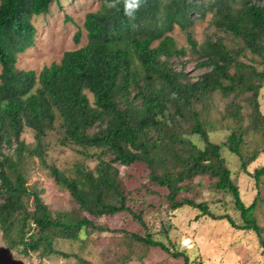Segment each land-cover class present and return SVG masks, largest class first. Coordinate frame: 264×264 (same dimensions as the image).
<instances>
[{
	"label": "trees",
	"instance_id": "16d2710c",
	"mask_svg": "<svg viewBox=\"0 0 264 264\" xmlns=\"http://www.w3.org/2000/svg\"><path fill=\"white\" fill-rule=\"evenodd\" d=\"M58 1L0 0V229L7 251L41 258L76 256L80 264H96L57 248V242L85 246L109 231L115 247L106 264L142 261L154 247L171 252L150 232L111 228L101 221L124 212L146 226L145 208H133L143 187L147 195L161 192L168 210L191 206L201 211L197 218L227 219L237 230L255 231L264 247V226L256 215L260 192L246 205L222 155L224 147L237 154L242 169L260 184L264 166L254 173L247 166L264 153L259 104L264 0H141L134 19L125 15L124 0H101L99 9L86 15V45L66 51L60 62L39 73L18 68L19 55L36 41L34 18ZM209 12L215 38L199 43L191 27ZM175 26L187 32L189 49L177 45L171 34ZM82 34L76 33V42ZM189 52L197 67L206 69L197 78L173 60ZM249 53L258 56L259 66L255 59L245 60ZM217 94L231 99L219 118L214 113ZM27 128L34 143L22 138ZM224 128L230 131L226 139L212 141L210 131ZM251 134L252 153L245 151ZM48 140L98 162L94 168L77 162L68 173L47 162L53 145ZM33 158L69 191L71 209L53 210L29 183ZM120 166L145 173L148 182L128 189ZM206 177L210 189L232 195L242 224L191 196L201 193Z\"/></svg>",
	"mask_w": 264,
	"mask_h": 264
},
{
	"label": "rangeland",
	"instance_id": "374dc122",
	"mask_svg": "<svg viewBox=\"0 0 264 264\" xmlns=\"http://www.w3.org/2000/svg\"><path fill=\"white\" fill-rule=\"evenodd\" d=\"M100 4L101 0H59L51 5L50 12L36 16L34 18L37 27L35 44L19 55L18 68L33 69L39 73L43 67L51 65L53 62H60L66 51L76 50L86 45L88 42L87 31L84 27L86 15L89 12L97 11ZM79 30H82L83 34L78 43L75 35ZM191 30L199 43H203L208 36L215 38L216 27L213 24L212 12H209L205 18L198 19L192 25ZM171 34L179 47L189 49L186 31L175 26ZM249 56V58H245L246 61H251L252 58V62L255 59L256 64L259 63L257 62L258 56L251 53ZM173 60L175 64H181L179 67L183 66L191 78H197L206 72V69L197 67V59H194V55L190 52L185 57ZM259 67L264 68L263 65ZM88 96L94 102V95L88 92ZM230 100V98L223 99L220 94L216 95L218 111L214 112L215 117L219 118L220 113H224L227 102ZM259 104L264 113V85L260 89ZM247 123L246 121L245 124ZM229 132L225 128L210 131L211 140L221 142L226 139ZM22 138L27 143L35 142L34 134L29 128L26 129ZM253 138L252 134L248 135V143L245 148V151H251L250 153L256 146L252 142ZM194 139L200 142L198 137ZM48 141L53 145L49 151L47 162L55 164L68 173L77 162H81L89 168H94L98 162L97 159H85L71 147L55 145V140ZM222 155L227 160V165L232 171V178L239 185L241 198L246 205L251 204L256 194L260 192L262 200L259 201L256 215L259 224L264 226V176L258 184L254 177L242 169L241 160L237 154L224 147ZM262 166H264V153H260L258 158L247 166V170L254 173L256 168ZM120 169L128 189L140 188L148 182L147 175L144 173L143 176L137 169L131 168L132 170L129 171L130 168L126 169L125 166H120ZM126 170L128 171L126 172ZM28 174L29 183L41 191V196L50 208L67 210L74 205L69 191L53 181L48 169L42 166L38 158H33L30 161ZM196 180L198 181V178ZM205 181V186L199 189L201 193L198 195L192 192L191 196L196 197L198 201H208L210 208L216 214L229 213L236 222L242 224L240 211L235 209L232 195L210 189L208 177ZM153 188L155 187L152 185L151 190ZM142 194L137 196L135 203L137 205L133 208L137 211L141 207L145 208L146 226L138 224L130 214L124 212L104 217L101 221L111 228H128L140 233L150 232L155 239L166 243L171 252L161 247H154L142 261L134 259L127 264H185L186 257L190 261L188 264H264V247L255 231L237 230L227 219H214L209 216L197 218L201 211L191 206H183L175 211L168 210L166 199L161 192L147 195L143 187ZM196 221H198V227L194 232L192 227ZM108 234L109 231L105 236L97 237L94 241L86 243L85 246H82L79 241L58 240L57 248L70 254H79L96 264H106V261L108 262L113 257V252H110L109 249L115 247V240ZM186 235L194 239L195 247H193V242L191 244L187 240ZM178 251L183 252L184 255L173 256V252ZM0 264H80V262L76 256L64 258L51 255L41 258L35 253L23 256L14 251H7L0 229Z\"/></svg>",
	"mask_w": 264,
	"mask_h": 264
},
{
	"label": "clouds",
	"instance_id": "9594fccd",
	"mask_svg": "<svg viewBox=\"0 0 264 264\" xmlns=\"http://www.w3.org/2000/svg\"><path fill=\"white\" fill-rule=\"evenodd\" d=\"M115 4H109V7H114ZM141 0H124V13L129 19H134V13L139 10Z\"/></svg>",
	"mask_w": 264,
	"mask_h": 264
},
{
	"label": "crops",
	"instance_id": "0c3cea01",
	"mask_svg": "<svg viewBox=\"0 0 264 264\" xmlns=\"http://www.w3.org/2000/svg\"><path fill=\"white\" fill-rule=\"evenodd\" d=\"M198 221H196L195 222V224H194V226L192 227V230L194 231V232H196V229H197V227H198V223H197ZM200 228V227H199ZM209 235H212V234H210L209 233ZM186 237L187 238H189L191 241H189L191 244H192V242H193V247H195L196 246V244H195V242H194V239L191 237V236H188V235H186ZM192 247V246H191ZM200 250H202L201 248H200ZM202 258V257H201ZM202 260V259H201Z\"/></svg>",
	"mask_w": 264,
	"mask_h": 264
},
{
	"label": "built area",
	"instance_id": "2783aa9c",
	"mask_svg": "<svg viewBox=\"0 0 264 264\" xmlns=\"http://www.w3.org/2000/svg\"><path fill=\"white\" fill-rule=\"evenodd\" d=\"M187 240L191 241L189 238Z\"/></svg>",
	"mask_w": 264,
	"mask_h": 264
}]
</instances>
